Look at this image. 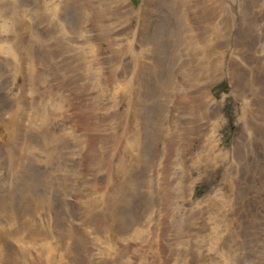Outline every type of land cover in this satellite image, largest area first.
Masks as SVG:
<instances>
[{
  "label": "rangeland",
  "instance_id": "1",
  "mask_svg": "<svg viewBox=\"0 0 264 264\" xmlns=\"http://www.w3.org/2000/svg\"><path fill=\"white\" fill-rule=\"evenodd\" d=\"M11 1L5 264H264V0Z\"/></svg>",
  "mask_w": 264,
  "mask_h": 264
},
{
  "label": "bare ground",
  "instance_id": "2",
  "mask_svg": "<svg viewBox=\"0 0 264 264\" xmlns=\"http://www.w3.org/2000/svg\"><path fill=\"white\" fill-rule=\"evenodd\" d=\"M10 1H11V0H10ZM11 2H13V0H12ZM128 3H129V2H128ZM137 12H138V11H137ZM18 23H19V22H18ZM47 25H49V24H47ZM40 26H41V25H40ZM42 32H43V30H42ZM45 33H46V32H45ZM197 48H198V47H197ZM55 62H56V61H55ZM47 68H48V67H47ZM29 85H30V84H29ZM29 87H30V86H29ZM18 89H19V88H18ZM28 89H29V88H28ZM31 90H32V89H31ZM31 93H32V92H31ZM15 94H16V93H15ZM21 94H22V93H21ZM239 94H240V93H239ZM18 95H20V94H18ZM60 95H61V94H60ZM207 96H208V95H207ZM240 96H241V95H240ZM23 97H24V96H23ZM64 97H65V96H64ZM204 97H205V96H204ZM62 98H63V97H59V100L61 101V102H59V103H61V106H62L63 103L66 101V98H64L63 100H62ZM209 98H210V97H209ZM211 98H212V96H211ZM14 99H15V98H14ZM28 99H29V98H28ZM31 99H32V98H31ZM49 99H50V98H48V100H49ZM51 99H52V98H51ZM51 99H50V100H51ZM42 100H43V99H42ZM56 100H57V99H56ZM59 100H58V101H59ZM78 100H79V99H78ZM39 101H41V100L39 99ZM45 101H46V100H45ZM45 101H44V102H45ZM212 101H214V102H215L216 104H218V105L220 104V103L216 102V101L213 100V99H212ZM46 102H47V101H46ZM212 103H213V102H212ZM30 104H31V103H30ZM16 105H17V104H16ZM18 105H19V104H18ZM58 106H59V104H58ZM61 106H60V107H61ZM220 106H221V105H220ZM43 107H44V106H43ZM45 107H46V106H45ZM56 107H57V105H56ZM217 107H218V106H217ZM48 108H49V107H48ZM23 109H24V108H23ZM26 109H27V108H26ZM46 109H47V108H46ZM53 109H55V108H53ZM58 109H59V108H57V110H58ZM198 109H199V108H198ZM200 109H201V108H200ZM27 110H28V109H27ZM59 110H60V109H59ZM66 111H67V110H66ZM202 111H203V110H202ZM27 112H28V111H27ZM30 112H31V111H30ZM40 112H41V111H40ZM47 112H48V111H47ZM197 112H198V111H197ZM203 112H205V111H203ZM48 113H49V112H48ZM52 113H54V112H52ZM52 113H51V114H52ZM199 113H200V115H201L202 112L200 111ZM206 113H207V112H206ZM5 114H6V113H5ZM73 114H74V113H73ZM55 115H56V114H55ZM66 115H67V114H66ZM80 115H81V114H80ZM39 116H40V115H39ZM203 116H204V114H203ZM216 116H217V115H216ZM45 117H47V116H45ZM83 117H84V116H83ZM199 117H200V116H199ZM201 117H202V116H201ZM42 118H43V117H42ZM205 118H206V117H205ZM33 119H34V118H33ZM33 119H32V120H33ZM36 119H37V118H36ZM68 119H69V118H68ZM209 119H210V118H209ZM213 120H214V119H213ZM42 121H44V120H42ZM55 121H56V120H55ZM65 121H66V119H65ZM65 121H64V122H65ZM201 121H202V120H201ZM58 122H59V121H58ZM202 122H203V121H202ZM52 123H53V122H52ZM66 123H67V122H65V124H66ZM68 123H69V122H68ZM211 123H212V122H211ZM40 124H41V123H40ZM45 125H46V124H45ZM48 125H49V124H48ZM213 125H214V124H213ZM0 127H1V126H0ZM205 127H206V126H205ZM32 128H33V127H32ZM37 128H38V127H37ZM65 128H66V127H65ZM5 129H6V128H5ZM9 129H10V128H9ZM11 129H12V128H11ZM208 129H209V128H208ZM43 130H44V129H43ZM43 130H42V131H43ZM95 130H96V129H95ZM69 131H70V130H69ZM9 132H10V130H9ZM43 132L45 133L46 131H43ZM43 132H42V133H43ZM34 133H35V132H34ZM38 133H39V132H38ZM44 133H43V134H44ZM39 134H40V133H39ZM45 134H46V133H45ZM207 134H208V133H207ZM37 135H38V134H37ZM40 135H41V134H40ZM52 135H53V134H52ZM163 135H164V133H163ZM205 135H206V134H205ZM2 136H3V135H2ZM22 136H23V135H22ZM27 136H28V135H27ZM32 136H33V133H32ZM35 136H36V135H35ZM43 136H44V135H43ZM45 136H46V135H45ZM48 136H49V135H48ZM50 136H51V134H50ZM50 136H49V137H50ZM66 136H67V135H66ZM136 136H137V135H136ZM136 136H133V137H136ZM37 137H38V136H37ZM51 137H52V136H51ZM90 137H91V136H90ZM112 137H113V136H112ZM28 138H29V137H28ZM32 138H33V137H32ZM38 138L40 139L41 137H38ZM52 138L55 139V136L53 135ZM59 138H60V137H59ZM109 138H110V137H109ZM203 138H204V137H203ZM29 139H30V138H29ZM45 139H46V138L42 137V140L45 141ZM137 139H138V136H137ZM205 139H206V138H205ZM40 140H41V139H40ZM46 140H49V139H46ZM86 140H87V139H86ZM102 140H103V139H102ZM114 140H115V138H114ZM138 140H139V139H138ZM138 140H137L136 142H138ZM30 141H31V140H30ZM50 141H52V139L49 140L48 142H50ZM55 141H56V140H55ZM31 142H32V141H31ZM62 142H63V141H62ZM117 142H118V140H117ZM131 142H132V141H131ZM23 143H25V142H23ZM23 143H22V144H23ZM64 143H65V142H64ZM80 143H81V142H80ZM108 143H109V142H108ZM138 143H139V142H138ZM29 145H30V144H29ZM29 145H28V147H29ZM46 145H47V144H46ZM58 145H59V144H58ZM23 146H24V145H23ZM44 146H45V145H44ZM52 146H53V145H51V147H52ZM63 146H64V145H63ZM65 146H66V144H65ZM65 146H64V147H65ZM30 147H32V145H31ZM34 147H35V146H33V148H34ZM41 147H42V146H41ZM47 147H49V146H47ZM103 147H104V146H103ZM134 147H136V146H134ZM20 148H21V147H20ZM25 148H26V146H25ZM25 148H24V149H25ZM45 148H46V146H45ZM52 148H53V147H52ZM52 148H50V149H52ZM54 148H55V147H54ZM54 148H53V149H54ZM65 148H66V147H65ZM72 148H73V147H72ZM26 149H27V148H26ZM34 149H35V148H34ZM36 149H37V148H36ZM47 149L49 150V148H47ZM69 149H70V148H69ZM124 149H125V148H124ZM0 150H1V148H0ZM2 150H3V149H2ZM15 150H16V149H15ZM7 151H8V150H7ZM26 151H27V150H26ZM45 151H46V149H45ZM49 151H50V150H49ZM68 151H69V150H68ZM73 151H74V150H73ZM121 151H122V150H121ZM1 152H2V151H1ZM10 152H11V151H10ZM42 152H43V150H42ZM50 152H51V151H50ZM52 152H53V151H52ZM54 152H55V151H54ZM54 152H53V153H54ZM60 152H61V151H60ZM139 152H140V151H139ZM14 153H16V152H14ZM14 153H13V154H14ZM25 153H26V152H25ZM35 153H36V152H35ZM37 153H38V152H37ZM57 153H59V152H57ZM66 153H68V152L66 151ZM19 154H20V153H19ZM32 154H33V153H32ZM47 154H48V152H47ZM61 154H62V152H61ZM63 154H64V153H63ZM27 155H28V153H27ZM30 155H31V154H30ZM45 155H46V154H45ZM45 155H44V156H45ZM64 155H66V154H64ZM11 156H12V155H11ZM19 156H20V155H19ZM107 156H108V155H107ZM13 157H14V156H13ZM40 158H41V157H40ZM18 159H19V158H18ZM38 159H39V158H38ZM47 159H48V158H47ZM63 159H64V158H63ZM63 159H61V160H63ZM66 159H67V158H66ZM66 159H65V160H66ZM99 159H100V158H99ZM14 160H15V162H16V159H14ZM20 160H21V159H20ZM39 160H40V159H39ZM67 160H68V159H67ZM133 160H134V159H133ZM137 160H138L137 162L140 161L139 158H137ZM43 161H44V160H43ZM79 161H80V160H79ZM95 161H96V160H95ZM48 162H49V161H48ZM137 162H136V164L138 165L140 162H139V163H137ZM5 163H6V162H5ZM21 163H22V162H21ZM46 163H47V162H46ZM63 163H64V162H63ZM94 163H95V162H94ZM92 164H93V163H92ZM92 164H91V165H92ZM2 165H3V164H2ZM4 165H5V164H4ZM36 165H37V164H36ZM121 165H122V164H121ZM15 166H16V165H15ZM53 166H54V165H53ZM65 166H66V165H65ZM92 166H93V165H92ZM122 166H123V165H122ZM139 166H140V165H139ZM154 166H155V165H154ZM10 167H11V166H10ZM17 167H18V166H17ZM22 167H23V166H22ZM55 167H56V166H55ZM63 167H64V166H63ZM94 167H95V166H93V168H94ZM98 167H99V166H98ZM123 167H125V166H123ZM137 167H138V166H137ZM18 168H19V167H18ZM49 168H50V167H49ZM52 168H53V167H52ZM56 168H57V167H56ZM64 168H65V167H64ZM9 169H10V168H9ZM14 169H16V168H14ZM19 169H20V168H19ZM23 169H24V168H23ZM42 169H43V168H42ZM59 169H60V168H59ZM99 169H100V168H99ZM123 169H124V168H122V170H123ZM125 169H126V167H125ZM125 169H124V170H125ZM140 169H141V168H140ZM57 170H58V169H57ZM91 170H92V169H91ZM47 171H48V170H47ZM64 171H65V170H64ZM100 171H101V170H100ZM115 171H116V170H115ZM136 171H137V170H136ZM9 172H10V170H9ZM9 172H8V174H9ZM14 172H16V171H14ZM124 172H125V171H124ZM0 173H1V171H0ZM10 173H11V172H10ZM24 173H25V172H24ZM27 173H28V171H27ZM97 173H98V172H97ZM99 173H100V172H99ZM116 173H117V172H116ZM142 173H143V172H142ZM8 174H7V175H8ZM63 174H64V173H63ZM140 174H141V173H140ZM185 174H186V173H185ZM1 175H2V174H1ZM68 175H69V174H68ZM118 175H119V174H118ZM120 175H121V174H120ZM145 175H146V174H145ZM145 175H143V177H141V178H142L141 180H140L139 178H135V179H134V177H135V175H134V176H132V177L130 178V179H133V180H131L132 182H131V181H130V182L128 181V182L130 183V185H133V184H134V185L136 186L135 189L138 190V189H139L138 186L141 185L139 182H140V181H144V179H145ZM186 176H188V175H186ZM2 177H3V176H2ZM8 177H9V175H8ZM119 177H120V176H119ZM122 177H123V176H122ZM138 177H139V176H138ZM146 177H147V176H146ZM154 178H155V177H154ZM184 178H186V177H184ZM2 179H3V178H2ZM9 179H10V177H9L7 180H9ZM13 179H14V178H13ZM30 179H31V178H30ZM54 179H55V178H54ZM107 179H108V178H107ZM3 181H4V179H3ZM28 181H29V180H28ZM55 181H56V180H55ZM108 181H109V179H108ZM122 181H123V180H122ZM138 181H139V182H138ZM146 181H147V180H146ZM0 182H1V181H0ZM14 182H15V181H14ZM25 182L27 183V181H24V183H22V184H24V186L27 185V184L25 185ZM115 182H119V181H116V180H115ZM165 182H166V181H165ZM16 183H17V182H16ZM30 184H31V183H30ZM28 185H29V183H28ZM28 185H27V186H28ZM112 185H113V184H112ZM134 185H133V186H134ZM143 186H145V185H143ZM15 187H16V186H15ZM118 187H119V189H120V186H118ZM124 187H125V186H124ZM128 187H130V186H128ZM128 187H126V188H128ZM141 187H142V185H141ZM24 188H25V187H24ZM32 188H33V187H32ZM69 188H70V187H69ZM69 188H68V189H69ZM121 188H122V187H121ZM132 188H133V187H132ZM184 188H185V187H184ZM5 189H6V188H5ZM74 189H75V188H74ZM119 189H118V190H119ZM147 189H148V188H147ZM24 190L26 191V188H25ZM27 190H29V189H27ZM32 190H34V189H32ZM66 190H67V189H66ZM115 190H117V188H116ZM132 190H133V189H131L130 192H131ZM136 190H134V192H135ZM219 190H220V189H219ZM25 191H24V192H25ZM29 191H31V190H29ZM109 191H111V190L109 189ZM125 191H126V190H124V192H125ZM147 191H148V190H147ZM176 191H177V190H176ZM115 192H116V191H115ZM130 192H129V193H130ZM179 192H180V191H179ZM3 193H4V191H3ZM16 193H17V192H16ZM16 193H10V194H12V195L9 194L10 198L13 199V202H16V200L19 198V195H20V194H16ZM108 193H109V192H108ZM113 193H114V192H113ZM113 193H112V194H113ZM177 193H178V192H177ZM26 194H27V193H26ZM26 194H24V195L26 196ZM30 194H31V192H30ZM114 194H115V193H114ZM117 194H118V193H117ZM117 194H116V195H117ZM121 194H122V193H121ZM121 194H119V195H121ZM123 194L126 195V193H123ZM131 194H132V193H131ZM223 194H224V193H223ZM234 194H235V193H234ZM5 195H6V194H5ZM76 195H77V194H76ZM109 195H110V194H109ZM109 195L107 194V196H106L107 198H106V199H108ZM235 195H236V194H235ZM0 196H1V195H0ZM74 196H75V195H74ZM87 196H88V195H87ZM6 197H7V196H6ZM116 197H117V196H116ZM226 197H227V196H226ZM27 198H29V197H27ZM119 198H122V197L120 196V197H118L117 199H119ZM125 198H128V197H125ZM147 198H148V197H147ZM22 199H23V198H22ZM73 199H74V198H73ZM104 199H105V198H104ZM110 199H111V198H110ZM112 199L114 200V196H113ZM128 199H129V198H128ZM140 199H141V198H140ZM144 199H145V198H144ZM5 200H7V199H5ZM5 200H4V202H5ZM124 200H125V199H124ZM146 200H147V199H146ZM46 201H47V199H46ZM46 201H45V202H46ZM107 201H108V200H107ZM125 201H126V200H125ZM215 201H216V200H215ZM4 202H3V203H4ZM17 202H19V201H17ZM20 202H21V200H20ZM22 202H23V200H22ZM104 202L106 203L105 200H104ZM108 202H109V201H108ZM113 202H114V201H113ZM115 202H116V199H115ZM119 202H120V200H119ZM119 202H117V203H119ZM121 202H122V201H121ZM127 202H128V201H126V203H127ZM6 203H7V202H6ZM9 203H10V202H9ZM9 203H8V205H9ZM105 203H103V204H105ZM110 203H112V202H110ZM168 203H169V202H168ZM25 204H26V202H25ZM107 204H108V203H107ZM107 204H106V205H107ZM113 204H114V203H113ZM115 204H116V203H115ZM121 204H122V203H121ZM121 204H120V205H121ZM2 205H3V204H2ZM2 205H1V206H2ZM12 205H13V203H12ZM20 205H22V204H20ZM23 205H24V204H23ZM67 205H68V204H67ZM67 205H66V206H67ZM108 205H109V204H108ZM111 205H112V204H111ZM127 205H128V204H127ZM24 206H25V205H24ZM71 206H72V205H71ZM112 206H113V205H112ZM4 207H5V206H4ZM7 207H8V206H7ZM12 207H13V208H14V207H17V205H16V206L13 205ZM19 207H20V206H19ZM115 207H116V206H115ZM154 207H155V206H154ZM8 208H11V207H8ZM23 208L25 209L26 207H23ZM27 208H28V207H27ZM40 208H41V207H40ZM14 209H15V208H14ZM17 209H19V208H17ZM45 209H46V208H45ZM202 209H203V208H202ZM202 209H200V210L198 209V210H196V211H198V213H199V211H200V213H202V212H201ZM22 210H23V209H22ZM22 210L19 209V212L22 211ZM25 210H26V209H25ZM28 210H29V209H28ZM28 210H27V212H28ZM30 210H31V209H30ZM33 210H34V209H33ZM33 210H31V211H33ZM43 210H44V209H43ZM11 211H12V210H11ZM16 211H17V210H16ZM23 211H24V210H23ZM23 211H22V213H23ZM38 211H39V210H38ZM41 211H42V210H41ZM44 211H45V210H44ZM44 211H42V212H44ZM203 211H204V210H203ZM233 211H234V210H233ZM35 212H36V211H35ZM35 212H34V215H35ZM45 212H47V210H46ZM153 212H154V211H153ZM8 213H9V212H8ZM14 213H16L15 210H14ZM17 213H18V212H17ZM22 213H19V214H22ZM29 213H30V212H29ZM31 213H32V212H31ZM148 213H149V212H148ZM193 213L195 214V212H193ZM12 214H13V211H12ZM12 214H11V215H12ZM97 214H98V213H97ZM29 215H31V214H28L27 216L29 217ZM37 215H38V214H37ZM42 215H43V214H42ZM44 215H45V214H44ZM47 215H48V214H47ZM161 215H162V214H161ZM195 215H197V214H195ZM12 216H13V215H12ZM18 216H19V215H17V217H18ZM23 216H24V215H23ZM23 216H21L22 219H24V218H25V219H29L28 217H27V218H26V217L23 218ZM31 216H33V213H32ZM31 216H30V217H31ZM54 216H55V215H54ZM141 216H142V215H141ZM145 216L147 217L146 214H145ZM200 216H201V214H200ZM15 217H16V216H15ZM33 217H34V216H33ZM44 217H45V216H44ZM56 217H57V216H56ZM85 217H86V216H85ZM194 217H195V216H194ZM11 218H12V217H11ZM19 218H20V217H19ZM21 218H20V219H21ZM48 218H50V217L48 216ZM87 218H88V217H87ZM93 218H94V217H93ZM149 218H150V217H149ZM192 218H193V217H192ZM192 218H191V219H192ZM199 218H200V217H199ZM16 219H17V218H16ZM16 219H15V220H16ZM35 219H36V218H35ZM44 219H45V218H44ZM46 219H47V218H46ZM105 219H106V218H105ZM150 219H151V218H150ZM12 220H14V217H13ZM48 220H50V219H48ZM112 220H113V219H112ZM19 221H20V220H19ZM26 221H27V220H26ZM26 221H25V222H26ZM28 221H32V220L29 219ZM28 221H27V222H28ZM34 221H36V220L33 219V222H32V223H34ZM61 221H62V220H61ZM113 221H114V220H113ZM152 221H153V220H152ZM14 222H15V221H13V223H14ZM20 222H21V221H20ZM23 222H24V221H23ZM27 222H26V223H27ZM50 222H52V221H50ZM84 222L87 223L86 221H84ZM143 222H144V221H143ZM21 223H22V222H21ZM21 223H20V224H21ZM28 223H30V222H28ZM32 223H31V224H32ZM39 223H40V222H39ZM157 223H158V222H157ZM22 224H23V223H22ZM87 224H88V223H87ZM134 224H135V223H134ZM6 225H7V224H6ZM25 225H27V224H25ZM113 225H115V224H113ZM20 226H21V225H20ZM20 226H19V227H20ZM23 226H24V225H22L21 228H22ZM28 226H30V225H28ZM88 226H89V224H88ZM25 227H26V226H25ZM30 227H31V226H30ZM30 227H27V228L29 229ZM35 227H36V226H35ZM94 227H95V226H94ZM23 228H24V227H23ZM31 228H32V227H31ZM31 228H30V229H31ZM91 228H92V227H91ZM136 228H137V227H136ZM140 228H141V227H140ZM101 229H102V228H101ZM20 230H21V229H20ZM39 230H40V228H39ZM96 230H97V229H96ZM9 231H10V230H9ZM14 231H15V233L18 232V230L16 231V229H15ZM92 231H93V230H92ZM100 231H101V230H100ZM116 231H117V230H116ZM19 232H20V231H19ZM29 232H31V233H35L36 230L34 231V230L32 229V231H29ZM37 232H38V231H37ZM43 232H45V231H43ZM72 232H73V230H72ZM15 233H14V234L10 233V234H11V235H16ZM22 233H23V232L21 231L20 234L22 235ZM24 233H25V231H24ZM45 233H47V232H45ZM100 233H101V232H100ZM1 234H2V233H1ZM38 234H41V231L38 232L37 235H38ZM43 234H44V233H43ZM47 234H48V233H47ZM94 234H96V233H94ZM21 235H19V236H21ZM28 235H29V234H28ZM65 235H66V234H65ZM71 235H72V233H71ZM140 235H141V234H140ZM22 236H23V239H24L25 236H24V235H22ZM26 236H27V234H26ZM30 236H31V235H30ZM33 236H35V235H33ZM49 236H50V235H49ZM1 237H3V236H1ZM38 237H39V236H37V238H38ZM47 237H48V236H47ZM73 237H74V236H73ZM107 237H108V236H107ZM3 238H4V237H3ZM30 238H31V237H29V239H30ZM32 238H33V237H32ZM34 239H35V238H34ZM25 240L28 241V237H27V239L25 238ZM37 240H38V239H37ZM22 241H23V240H22ZM29 241H30V240H29ZM33 241H34V240H32V242H33ZM30 242H31V241H30ZM167 243H168V242H167ZM0 244H1V243H0ZM1 248H2V247H1ZM8 252H9V251H8ZM0 254H1V252H0ZM6 254H8V253H6ZM2 255L4 256L5 254H2ZM61 255H62V254H61ZM3 256H2V258H0V264H5V261H6V260L9 261L8 259H6V260H2V259H3ZM0 257H1V256H0ZM6 263H7V262H6ZM8 264H9V263H8Z\"/></svg>",
  "mask_w": 264,
  "mask_h": 264
}]
</instances>
